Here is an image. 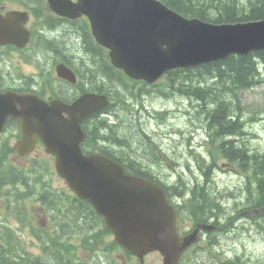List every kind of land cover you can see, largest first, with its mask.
Here are the masks:
<instances>
[{"label": "water", "instance_id": "obj_1", "mask_svg": "<svg viewBox=\"0 0 264 264\" xmlns=\"http://www.w3.org/2000/svg\"><path fill=\"white\" fill-rule=\"evenodd\" d=\"M60 13L83 12L97 41L110 50L112 63L130 77L153 83L176 68L224 60L264 49V21L212 25L188 20L157 0H50ZM36 99V100H35ZM28 96H0V130L8 115L21 121L23 139L16 149L28 154L40 136L56 156L60 176L79 197L89 200L117 242L131 253L159 251L165 264H179L194 234L180 239L176 211L162 189L99 155L85 156L80 122L108 104L106 96L86 94L72 105H50ZM17 102L21 108L14 105Z\"/></svg>", "mask_w": 264, "mask_h": 264}, {"label": "trees", "instance_id": "obj_2", "mask_svg": "<svg viewBox=\"0 0 264 264\" xmlns=\"http://www.w3.org/2000/svg\"><path fill=\"white\" fill-rule=\"evenodd\" d=\"M20 1L28 2L29 0ZM161 1L186 17L198 18L216 24L264 19V0ZM261 65L262 68H260ZM263 68L264 51H261L256 54L231 56L223 62L211 63L196 68L178 69L169 72L167 75L170 86L175 89L174 86L178 84L175 90L187 96L188 99L183 100L190 102L186 113L194 120L193 123L200 124L203 128L207 127L208 130L213 127L218 147L216 149L213 146L212 159H216L215 155H217V152L219 155L226 153L225 157L233 160L232 162H238L244 173H250L256 178L257 199L248 202L250 205L248 209L264 207V153H251L245 147H238L233 140H222L223 144H220V139L224 136H235L237 132L241 131L238 122L234 119L236 118L234 112V107L236 106H231L228 101L232 102L234 100L238 90L253 88L261 83ZM111 71L112 69L108 67V70L106 69L103 72L105 83L100 85L97 90L112 96L113 101L118 104L110 105L105 109L106 112L110 113L109 116L114 118L123 117L124 120L122 124H118L116 120L117 123L113 125L110 124L111 121L108 118L98 120L99 117L93 116L86 121L89 124L86 126L88 133L87 147L93 151L96 148L97 140H109L112 143L111 146L115 147V154L120 159L126 163H131L134 160V164H139L133 165L138 174L143 173V175H146L152 173V165L155 163L161 165V160L152 152L150 147H147L146 143L149 140L146 135L145 127L147 126L140 123L142 117L141 119L137 117L131 109L138 97L133 94L134 90L123 89L122 83H128L129 80L121 72L118 70ZM111 82H113L114 87L111 86ZM117 109L119 110L117 111ZM166 115V111H161L159 114L162 117ZM159 116L156 119L158 121L161 119ZM205 124L206 126H204ZM104 128L108 129L111 136L106 133ZM154 141L151 138L152 144H154ZM142 143L146 144L143 149L139 146ZM154 145L158 148L157 143ZM7 148L0 145V187L9 184L14 186L16 185L15 182L28 186L26 182L30 176L26 175L23 170L4 163V159L7 156ZM221 148L225 153L220 152ZM190 181L192 185L199 183L197 177L191 178ZM178 190L183 194L188 191V188L179 185ZM191 193L193 197L189 202L192 203L191 207L196 213H213L215 210H222L221 199H217L212 192H206L205 190L199 192L192 188ZM215 200L220 204H217ZM201 204L207 205L209 209L202 207ZM82 208L87 210L86 206ZM92 214L83 213L76 209L75 213L70 217L69 214H65V217L60 214V218L53 217L55 224H52V226L56 227L57 231L68 230L69 223L67 221L70 219L77 229L82 230V226L90 225V222L95 221ZM48 253L50 256H47ZM27 261V259L18 256L10 264H72L73 256L70 249L64 245V242L57 240L53 241L51 251L50 248L46 249L45 257H38L36 261L29 263ZM3 264H9V262L4 260Z\"/></svg>", "mask_w": 264, "mask_h": 264}, {"label": "flooded vegetation", "instance_id": "obj_3", "mask_svg": "<svg viewBox=\"0 0 264 264\" xmlns=\"http://www.w3.org/2000/svg\"><path fill=\"white\" fill-rule=\"evenodd\" d=\"M9 4L12 5L10 6L11 8L6 5L0 6V13L5 16L11 9L12 11L26 13L27 15H20L19 18L21 21H24V26L31 32V38L24 47H19L13 43L0 44L1 93H33L47 102L53 99H59L66 103L74 102L84 93L95 91L100 86L94 63L92 65V61L96 55L94 52L92 54L88 53L89 48L99 52L103 57L102 61L104 64L114 72L113 68L108 65L107 58L103 56L101 47L94 41L90 25L85 23L87 21L85 18L76 20L62 18L57 16L49 8L44 9L45 11L38 12L31 3L26 1L12 0ZM61 64H64L73 72L76 79L75 82L58 76L57 67ZM111 84L114 86L113 82ZM100 115V112H97L94 114V117L97 118ZM104 130L106 129L104 128ZM106 133L111 136L108 129ZM99 140L104 143L106 141L109 142V140ZM157 144L161 151V158L165 159L164 144L158 142ZM113 151H115L114 147ZM182 156V160L187 157ZM165 164L168 165L167 163ZM126 165L135 169L133 165L139 164L131 162L126 163ZM152 166H154L152 170L160 169L155 175H157L161 184L168 191L172 190L169 195L172 197L177 188L176 185L180 182V179L177 177V168L189 169L191 165L187 161V158L182 162H174L168 168L174 172H168L166 175L162 171L163 166L159 163ZM180 200L182 202L184 201L181 198ZM177 206L179 205L177 204ZM80 211L83 213H92L89 210L82 209ZM66 213L72 215L75 211L67 210ZM178 216L181 236L187 235L199 228V242L192 249H199L204 246L210 247L212 244V235L210 232L206 233L202 227L203 225L212 224L219 232L227 227V223L222 225L224 221L226 222L224 219L226 213H193L189 210H181ZM30 217L33 219L32 216ZM68 225V229L70 230L73 223H69ZM83 227H86V225ZM1 251L2 247L0 246V254ZM111 255H115L113 245L102 256L97 251L93 261L96 264H114L111 260ZM195 255L199 257L202 254L196 253ZM204 259L191 260L185 254L181 263L227 264V258L221 252H218L214 256V259ZM120 264H132L131 257L128 255L123 256Z\"/></svg>", "mask_w": 264, "mask_h": 264}, {"label": "rangeland", "instance_id": "obj_4", "mask_svg": "<svg viewBox=\"0 0 264 264\" xmlns=\"http://www.w3.org/2000/svg\"><path fill=\"white\" fill-rule=\"evenodd\" d=\"M159 88L169 93L163 85ZM238 95L240 105L236 101H228L231 106H236L234 107V112L239 115L240 119L242 118L240 122L245 125V134L238 138V143L241 145L245 144L247 148L255 153L258 151L264 152V82L252 90L240 91ZM183 99L187 98L180 93L178 94L176 91L172 92L169 97L154 94L144 99L143 106H141L145 110L143 108L140 109L142 113L139 115V118L141 119L142 117L140 123L147 126L145 127L146 133L149 136V140L146 143L147 147L151 146V138H153L155 140L153 142L154 144L158 141V143L164 144V150L168 154L171 155L173 153L174 155L172 156L177 155V157L174 158L176 161L182 162L187 158V161H189L191 165L190 168H196L199 171L202 168L203 177L205 173L207 177L211 179L210 191L213 194H215V190L218 191L217 195L221 199L220 203L222 210L217 213H227V216H232L240 223L248 221L241 213L248 212L247 208H249L250 205L247 203V199L253 201L257 196V188L255 186L257 184L256 179L250 175H245L243 172L239 174H227L217 169L216 164L206 153L210 148H202L201 145L197 143L206 137L205 128L200 126V124L193 123L194 120L186 113L190 102ZM137 108H140V102H138ZM161 111H166L167 115L164 117L159 116ZM158 116L161 118L159 121L156 120ZM204 126H206V124ZM208 135L213 136L211 130ZM7 138H9V134L0 138V140ZM15 142L16 139L11 138V144L14 145ZM0 144L2 145V141H0ZM146 144L142 143L139 146L143 149ZM182 155L187 157L182 160ZM34 157L40 158L44 162L49 163L52 167L54 165L52 158L47 155L42 148H39L37 152L30 157H21L18 154L13 155L10 157V161L18 167L26 169L27 172H30V170L27 169L30 168V164ZM52 170L49 177L53 182V188L57 191L67 192L68 189L66 185H64V182L58 179L55 170H53L54 172ZM187 179L190 180L191 176ZM202 180L204 181V178H202ZM247 188L249 189L247 190ZM211 197L213 198L212 195ZM0 201L6 203L4 198H0ZM3 203H0V205ZM216 203L220 204L218 201H216ZM232 220V218L228 219L229 224H231ZM47 223L48 220L40 216L36 221V224L42 226H45ZM68 223H71V221L69 220ZM258 223L264 224V219H261ZM249 224L252 226V223ZM239 225L236 224L239 230H235V232L232 233V230L228 229L229 232L223 234L222 238L219 240L220 245L218 246V251L230 254L233 259L239 256L246 264H264V228L258 229V224H254L255 227L251 232L242 233L243 231L240 232ZM89 227L90 229H86L85 231L89 232L96 226L94 223L90 222ZM70 233L79 234L81 232L73 225L70 228ZM237 236L241 239L238 243V248H236L235 244H231L232 241L229 240V237L233 240ZM232 245L234 246L233 248L237 249V252H230V250L233 249ZM34 251L38 253L37 249H34ZM212 257H214V255L209 256V258ZM158 261L159 257L157 255H152L147 259V264H157Z\"/></svg>", "mask_w": 264, "mask_h": 264}, {"label": "bare ground", "instance_id": "obj_5", "mask_svg": "<svg viewBox=\"0 0 264 264\" xmlns=\"http://www.w3.org/2000/svg\"><path fill=\"white\" fill-rule=\"evenodd\" d=\"M29 3H31V5L33 6V7H36L37 6V1L36 0H34V1H28ZM94 52V54L96 55V57L94 58V60L92 61V65H93V63H94V66H95V70H96V74H97V77H98V79H99V83H100V85H102V84H104L105 83V81H104V74H103V72L107 69L108 70V67L104 64V62L102 61L103 60V57H102V55L99 53V52H97L96 50H93V49H91V48H89V50H88V53H90V54H92ZM101 68H102V70H101ZM108 73H109V71H108ZM262 73V76H261V79H263L264 78V69H263V71L261 72ZM103 80V81H102ZM111 86L112 87H114L112 84H111ZM181 94V93H180ZM181 95H183L185 98H187V96L185 95V94H181ZM188 99V98H187ZM137 100H140L141 101V99L140 98H138ZM136 100V101H137ZM135 101V102H136ZM232 102H235V100H232ZM226 103H227V101H226ZM143 106V105H142ZM142 106H140L141 108L140 109H142L143 107ZM115 108H117V107H115ZM131 109L133 110V112H134V114L135 115H137V117H139V115L142 113L141 112V110L140 109H138L137 111H134V107H131ZM144 109V108H143ZM119 109H117V111H118ZM145 110V109H144ZM235 114H236V118H235V121H237L238 122V126L240 127V132H237L236 134H235V136H229V137H226V136H224L222 139H220V141L222 142V140H226V141H228V140H233L234 142H235V144L236 145H238V147H245V148H247L246 147V145L245 144H243V145H241V144H239L238 143V138H240V136H244V134H245V132H244V127H245V125L243 124V123H241L240 122V120L242 119H240L239 118V115L235 112ZM234 114V115H235ZM113 117V116H112ZM116 120H117V122H118V124H122V121L124 120V118L123 117H119V118H116ZM238 127V128H239ZM211 132L213 133V136H215V132H214V130L212 129L211 130ZM146 135H147V137H149L148 136V134L146 133ZM248 150H250L249 148H247ZM250 152L251 153H255V152H253L252 150H250ZM256 153H264V152H261V151H258V152H256ZM255 153V154H256ZM208 168H210V167H208ZM207 170H210V169H207ZM243 172V171H242ZM244 173V172H243ZM245 175H250L251 177H253L252 176V174H250V173H244ZM204 183L206 184V186H207V188H208V191H210V182H211V179L210 178H208L207 177V174H205L204 173ZM254 178V177H253ZM256 179V178H255ZM256 186V185H255ZM249 188H247V190H248ZM172 190H170L169 192H171ZM198 191V190H197ZM184 192V191H183ZM188 192V191H187ZM211 192V191H210ZM218 194V191H216L215 190V195H216V197H217V199H220L219 198V196L217 195ZM173 196V195H172ZM181 198H182V196H181ZM257 198H255L253 201H255ZM249 201H252V200H250V199H247V203L249 202ZM207 204V203H206ZM191 205H192V203H191ZM201 206L202 207H205V208H207V209H209L208 208V206L207 205H202L201 204ZM192 208V207H191ZM248 209V208H247ZM251 210H253V209H248V212L249 211H251ZM209 211H211V210H209ZM219 211V209L218 210H215V211H213V213H217ZM221 211V210H220ZM248 212H245V213H248ZM243 216H244V213H241ZM70 220V219H69ZM68 220V221H69ZM67 221V222H68ZM246 222H248V223H252V227L254 228L255 227V225L254 224H258V221H254V220H248V221H246ZM92 223H94L95 224V226L96 227H94V229L93 230H91V231H89V233H98L99 231L101 232V228H100V224L99 223H97V222H95V221H92ZM254 223V224H253ZM229 228H224L223 230H221L220 232L218 231V233H220V234H215V235H213L212 237H211V242H212V244H211V246L212 247H214L215 249H217L218 250V246L220 245L219 244V240L222 238V236H223V234L224 233H227V232H229V230H228ZM87 232V231H86ZM1 247H2V245H0ZM50 251H51V248H50ZM49 254V253H48ZM47 254V256H50V254L48 255ZM49 258V257H48ZM239 259H240V261H239ZM234 260L235 261H237V262H241V263H244V264H246L239 256H237V258L235 257L234 258ZM72 264H74V262H72ZM94 264H96V262L94 263Z\"/></svg>", "mask_w": 264, "mask_h": 264}]
</instances>
